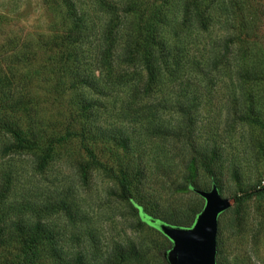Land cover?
<instances>
[{
	"label": "trees",
	"instance_id": "trees-1",
	"mask_svg": "<svg viewBox=\"0 0 264 264\" xmlns=\"http://www.w3.org/2000/svg\"><path fill=\"white\" fill-rule=\"evenodd\" d=\"M43 3L56 15V31L37 43L13 37L0 43V264H53L61 258L56 220L61 212L72 218L73 210L66 200L35 197L19 169L28 155L42 170L73 137L87 157L78 163L80 171L96 165L114 177L138 223L158 229L149 220L159 219L158 204L138 182L145 179L144 165L133 155L127 158L135 151L130 137L118 126L98 125L109 111L102 104L107 98L135 104L162 85L210 83L219 73L238 84L264 83V46L256 39L264 23L263 0ZM124 86L128 91L120 96ZM158 99L157 105L163 97ZM195 102L190 91L180 111L192 114ZM250 103L243 118L256 123ZM105 152L114 164L100 161ZM214 159L213 148L201 151L200 165L212 177ZM187 166L193 175V161ZM258 192L264 185L233 200ZM112 252L113 259L123 257Z\"/></svg>",
	"mask_w": 264,
	"mask_h": 264
},
{
	"label": "rangeland",
	"instance_id": "rangeland-1",
	"mask_svg": "<svg viewBox=\"0 0 264 264\" xmlns=\"http://www.w3.org/2000/svg\"><path fill=\"white\" fill-rule=\"evenodd\" d=\"M56 21L43 0H0V43L6 37L37 43L56 31ZM256 39L264 46V23ZM177 83L162 85L135 104L107 98L102 104L109 111L100 115L98 125L118 126L130 137L135 151L127 158L133 155L144 165L145 179L138 182L158 204L157 220L190 226L204 205L193 188L209 190L214 183L231 200L218 216L216 264H264V192L233 200L264 185V83L238 84L223 73L210 83ZM127 91L124 86L120 96ZM190 91L196 102L193 113L187 115L180 110ZM161 97L164 101L157 105ZM152 102L157 106L148 109ZM246 102H251L256 123L243 118ZM128 108L139 113H129ZM79 144L73 137L66 151L42 170H36L26 155L19 169V179L35 197L66 200L73 210L72 218L61 212L56 220L61 257L57 264H77L78 259L83 264H168L166 254L172 242L158 229L138 223V216L121 199L114 177L96 165L80 171L78 163L87 157ZM206 148L215 150L214 177L200 165ZM191 160L193 175L187 166ZM100 161L110 165L115 158L105 152ZM113 249L123 257L113 259Z\"/></svg>",
	"mask_w": 264,
	"mask_h": 264
},
{
	"label": "water",
	"instance_id": "water-1",
	"mask_svg": "<svg viewBox=\"0 0 264 264\" xmlns=\"http://www.w3.org/2000/svg\"><path fill=\"white\" fill-rule=\"evenodd\" d=\"M204 199V205L190 226H176L149 219L171 242L166 254L168 264H216L218 216L231 205L212 184L209 190L193 188Z\"/></svg>",
	"mask_w": 264,
	"mask_h": 264
}]
</instances>
